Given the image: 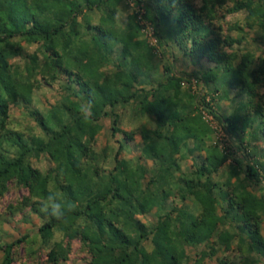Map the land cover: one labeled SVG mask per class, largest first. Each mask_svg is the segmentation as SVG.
I'll return each instance as SVG.
<instances>
[{"label": "trees", "instance_id": "obj_1", "mask_svg": "<svg viewBox=\"0 0 264 264\" xmlns=\"http://www.w3.org/2000/svg\"><path fill=\"white\" fill-rule=\"evenodd\" d=\"M124 1L0 0V198L27 192L0 225L39 222L0 264L22 245L63 264L73 241L87 264H264V0H128L119 24ZM119 108L147 120L125 130Z\"/></svg>", "mask_w": 264, "mask_h": 264}, {"label": "rangeland", "instance_id": "obj_2", "mask_svg": "<svg viewBox=\"0 0 264 264\" xmlns=\"http://www.w3.org/2000/svg\"><path fill=\"white\" fill-rule=\"evenodd\" d=\"M128 0H125L122 2L119 13L117 15V20L119 24H123L127 16L132 12L131 5L127 4ZM244 16L243 12H240L238 14L234 15H228L226 16L225 20L227 22H235L237 20H241ZM224 28V26H223ZM150 28L147 27L145 29V34H147L148 41L153 43L154 39L153 37H150ZM33 48H30L29 51H32ZM204 67L209 66L206 64V62L202 63ZM174 69L176 73H179L181 71L190 73L193 70H197L198 66L193 67L189 64L188 61L183 59L181 56H179L177 62L174 63ZM193 86H195L194 80H192ZM196 89V86H195ZM54 91L52 89H43L41 91H38L34 95V104L38 107L40 110H45V108L48 106L49 102L52 101V93ZM242 99H239L236 101V104L238 105L241 102ZM220 109L219 112L221 114H229L231 110L233 109V105H231L227 101L220 102L219 105ZM117 112L120 114V126L125 130L135 129L142 123H144L147 119L140 118L137 116H133L131 114V110L121 108L117 109ZM151 125V122L149 123ZM214 127H217L218 135H215V137L218 140H221L222 142L225 141V136L223 135V132L219 129V126L217 125L216 121H213ZM104 129L100 134L99 141L97 143V146L100 148L104 141L108 140L111 145L116 146L115 141L117 137L114 139L110 136V121L109 119H105L103 121ZM139 142V137H135V140L130 143V149L129 151L125 153V157H134L138 154L136 144ZM258 144V143H257ZM242 154L240 152L236 153V157H241ZM37 167L41 170H44L47 167L46 161H42L41 163L37 164ZM27 192L24 189L15 188L13 186H10L9 191L0 198V215H4V213L7 212V207L10 204H15L17 201L21 200L22 196L26 195ZM8 219L4 220L3 225H0V240L2 242H11L13 240H16L20 237H22L25 234H29L30 236L34 235V232L36 230V227L38 226L39 222L38 219L31 215L26 220H23V216L21 214H16L12 217H8ZM154 218L152 216H146L143 218V220H153ZM1 258V254H0ZM16 260L13 264H35L32 259H29L26 254V249L23 247H19L16 251ZM86 255L80 251V246L78 241H73L72 243V249L71 253L68 257V260L64 262L63 264H87L86 262ZM41 263H44L45 260V253L44 251H41L39 253V257L36 258ZM206 264H218L215 260L207 261Z\"/></svg>", "mask_w": 264, "mask_h": 264}, {"label": "built area", "instance_id": "obj_3", "mask_svg": "<svg viewBox=\"0 0 264 264\" xmlns=\"http://www.w3.org/2000/svg\"><path fill=\"white\" fill-rule=\"evenodd\" d=\"M195 82V81H194Z\"/></svg>", "mask_w": 264, "mask_h": 264}]
</instances>
